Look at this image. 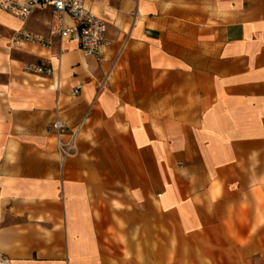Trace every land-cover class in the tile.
<instances>
[{"label": "crops", "instance_id": "obj_1", "mask_svg": "<svg viewBox=\"0 0 264 264\" xmlns=\"http://www.w3.org/2000/svg\"><path fill=\"white\" fill-rule=\"evenodd\" d=\"M86 5L107 23L99 57L51 35L50 8L26 21L0 9V254L247 264L238 236L253 235L264 161V0ZM19 30L50 44L15 43ZM49 63L52 74L25 70Z\"/></svg>", "mask_w": 264, "mask_h": 264}, {"label": "built area", "instance_id": "obj_2", "mask_svg": "<svg viewBox=\"0 0 264 264\" xmlns=\"http://www.w3.org/2000/svg\"><path fill=\"white\" fill-rule=\"evenodd\" d=\"M48 8L52 12L50 34L71 37L77 49L85 56L99 57L101 49L110 45L106 21L87 7L86 0H0V9L21 21H26L36 10ZM12 41L50 44L45 37L25 30L16 31ZM25 70L37 74H52L53 66L51 63L27 65ZM80 92L81 86H78L73 95ZM52 129L59 134H65L69 128L58 120L52 123ZM0 264L10 262L0 254Z\"/></svg>", "mask_w": 264, "mask_h": 264}, {"label": "rangeland", "instance_id": "obj_3", "mask_svg": "<svg viewBox=\"0 0 264 264\" xmlns=\"http://www.w3.org/2000/svg\"><path fill=\"white\" fill-rule=\"evenodd\" d=\"M256 168L259 170L255 171V186L253 188V235L238 236L239 249L246 243L250 248L246 252L247 264H264V161L259 162Z\"/></svg>", "mask_w": 264, "mask_h": 264}]
</instances>
